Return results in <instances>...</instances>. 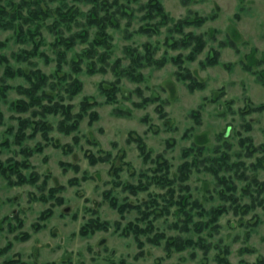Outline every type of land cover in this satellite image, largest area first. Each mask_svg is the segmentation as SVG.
Returning <instances> with one entry per match:
<instances>
[{"label": "rangeland", "instance_id": "374dc122", "mask_svg": "<svg viewBox=\"0 0 264 264\" xmlns=\"http://www.w3.org/2000/svg\"><path fill=\"white\" fill-rule=\"evenodd\" d=\"M27 1L0 0V7L10 9L14 3L23 7L24 16L36 1L44 9L73 7L82 14L93 8L77 0ZM148 1L118 0L133 17L121 15L118 6L112 8L119 27L108 28L111 57L106 62L97 56L84 60L79 72L72 60L88 44L78 42L67 51L58 74V51L66 47L55 42L60 35L68 38L86 29L90 40L95 38L98 29L89 28L82 14L78 18L82 26L73 23L68 30L64 24L57 34L50 29L57 15L45 20L36 56L28 54L35 45L25 35L36 24L0 26V42L5 44L0 59L7 60L0 63V264H260L264 259V110H258L264 105V0H160L174 21L206 18L202 26L185 29L206 40L196 61H184L205 85L193 92L175 75L178 68L171 58L185 59L190 49L167 45L172 24L160 35L137 32L144 24L145 12L140 9ZM146 43L156 51V59L167 56L168 64L141 70V83L122 78L116 101L108 102L102 89L115 84L117 73L130 65L126 48L143 52ZM215 51L219 64L203 69L201 62ZM118 59L122 62L117 66ZM92 62L94 73L88 69ZM8 68L40 70L48 77L35 94L41 104L17 109L21 101L31 103L24 92L31 83L9 77ZM76 79L83 89L70 97L67 89ZM85 100L96 105L79 121L78 130L65 133L61 107L72 106L74 124ZM56 106L58 112L43 110ZM92 112L98 115L96 120L91 119ZM136 136L144 140L154 160L144 161L138 144L130 140ZM189 148L193 152L186 159L184 150ZM158 155L169 162V177L176 180L173 204L166 202L169 195L160 197L172 186L162 188L152 181ZM92 156L106 160L91 163ZM187 161L192 167L189 180L182 184L187 188L181 189L179 168ZM117 168L119 178L114 174ZM141 181L149 190L137 195L116 183ZM107 192L120 203L140 206L141 212L132 209L122 217L106 200ZM154 199L159 203L156 211L170 205L169 211L156 214L151 208L149 213L145 203ZM144 213L149 216L144 218ZM130 222L146 230L139 236L125 235ZM88 223L99 228L84 236L81 230ZM187 240L192 243L182 251L168 247Z\"/></svg>", "mask_w": 264, "mask_h": 264}, {"label": "trees", "instance_id": "16d2710c", "mask_svg": "<svg viewBox=\"0 0 264 264\" xmlns=\"http://www.w3.org/2000/svg\"><path fill=\"white\" fill-rule=\"evenodd\" d=\"M77 1H84L93 4V8L85 14H82L78 9H75L73 7L67 8L66 11L65 8H57L56 10H50V9H44L42 7V4L40 1H36L34 3L31 2L28 8V14L24 16L23 13V7L17 6L15 7L14 3L12 5H9L10 9H7L6 7H0V26L3 27V29H9L14 28V25L16 22L24 21L27 24L33 23L36 24L35 28L32 30L31 28L28 29V33L25 35H30L32 37V40L34 42V49H32V52H28L29 55L36 56L38 54V50L40 46L43 44V38L41 35V26L44 24L45 20L53 17L54 15H57L54 23L52 26H50V29L53 32H57L58 29L61 28V26H67L68 30H71V26L73 23L82 26L81 23H79V16L86 17L87 18V24L89 28H97V32L95 34V38L93 40H90V33L89 29L82 30L79 33L73 34L70 37L66 38L62 35L58 36L56 39L55 45L56 46H65L66 51H58V64H57V73L60 74L63 71V65L66 59V52L69 50H72L78 42L81 44H88V47L84 49L80 54H78L73 60V68L77 72L81 70V64L84 60H91L95 56L98 57V59L102 62H106L112 54L113 50V39L110 33H108V28L110 26L112 27H119V24L117 23L116 19V12L112 11V8L114 6H118V8L121 9L120 13L121 15L127 17H133V13H129L127 11V8L122 5H118V0H114V4L108 5V2L101 1V0H77ZM24 2H28L27 0H24ZM23 5V4H22ZM24 6V5H23ZM141 12H145V14L142 17V20L144 22L143 25L138 29V34L140 35H160L161 29L163 27L169 26V24H172V27H169V33L171 36L167 39V45L173 49V50H189L190 53L183 59L182 55H178L176 57H172L171 60L174 63V65L178 68L175 75L179 81L187 83V87L190 89V91L195 90H201L205 87L204 83L200 82L191 72L190 69L184 66V61L194 62L197 60V57L204 51L206 47V40L202 35H196L193 32L185 33V29L191 26L200 27L202 26L206 18L196 16L195 18L188 17L184 20L174 21L173 18L170 16L168 12L165 11L164 6L160 0H149L145 5H143L140 9ZM103 14V15H101ZM6 16V17H5ZM156 21L155 23H153ZM23 30L21 29V36L24 34ZM57 34V33H56ZM175 34L181 35L182 37L180 39H175ZM234 45V43L230 44ZM5 44L0 42V49L4 48ZM225 47V45H223ZM102 49L103 51H100ZM155 50L153 49L152 45L150 43H146L144 45V51L141 52L138 49L126 48V58L130 60V65L127 68H124L121 73H117V79L115 84H111V87L109 89H102L103 94L107 97L108 102L114 103L116 101V93L119 92V84L121 82L122 78H128L132 82L135 83H141L144 81V76L141 73V70L147 68V67H156L158 69L163 68L166 64H168L169 59L167 56H163L160 59L155 58ZM43 54V53H41ZM24 55H26L24 53ZM19 56V55H18ZM219 52L215 51L214 54L207 58V61L201 62V67L203 69L207 67L216 66L219 64ZM21 57V56H20ZM3 59V60H2ZM0 59V63H4V61L7 62L6 58ZM121 59H118L116 61V65H120ZM90 73H94L96 70V63L92 62L90 63L88 67ZM101 72H105L104 68L101 70ZM6 74L9 77L14 76H20L24 77L28 82L31 83V88L28 90H24L25 94H29V98L31 103L29 105L25 101L19 102V105L17 106V109L21 111L27 110V108H30L32 106H38L41 104L40 99L35 97V94L41 90L44 85L48 81V77L43 74L40 70H35L33 72H25L23 70L14 71L11 68L7 69ZM83 89V85L79 80H75L72 84L69 85V88L67 89V92L69 93L70 97L76 96L79 94ZM145 101H150V99H146ZM96 103H90L89 100H85L82 103V113L75 116L74 124H72L70 121L73 119L71 116L70 109L72 106L68 107H61V109H64V120L61 122L60 126L61 128L65 130V133H69L75 130H78L79 128V121L87 114V112L90 110L91 107L95 106ZM145 103L140 104L139 106H144ZM59 107L56 106V108L51 109L48 107H43V110L46 112H52L53 110L55 112H58ZM60 109V110H61ZM258 110H264V105L260 106ZM122 112V110H119ZM61 112V111H59ZM95 120L98 118V115L96 112L91 113V119ZM66 122L70 123L68 127H66ZM46 125V124H44ZM133 142H136L138 144V148L140 151L141 156L143 157L144 161L150 162L154 160L152 158V151L148 149L147 145L144 143V140L140 136L131 137ZM261 149H264V145H262ZM201 151V149H199ZM192 148L184 150V158H188L192 155ZM225 158V157H224ZM99 161H105L106 159H98ZM98 160H96L93 156L91 159V163H96ZM155 162L157 164V169L155 170L156 174L154 178H152V181L154 184H157L158 186H161L162 188H167L172 186L171 189H169L165 194L160 195V197H167V195L170 196L169 199L166 200L168 203L173 204L174 196H175V189L173 185L176 183V180H172L169 177L170 173V165L169 162L162 157V155H158L155 159ZM190 167H192V164H190L188 161L185 162L180 168V176L179 181L182 184L187 182L189 180V174H190ZM120 168L114 169V174L117 175V178H119L120 174ZM224 180V178H223ZM24 179L21 180V184H23ZM117 185L123 186L124 191H129L132 195H137L139 192H145L149 190V185L143 183L142 181L139 183V185H133L130 183H121L116 182ZM187 188L181 187V189ZM232 191L236 190V187H231ZM106 200L109 201L112 208L117 210L122 217L125 216V214L132 209H137L141 212V207L137 205H133L132 203L126 202V203H120L116 197L112 196V193L107 192L105 193ZM145 206L149 210V213L151 212L150 209L153 208L152 212H156V214H163L165 212L169 211L170 205H165L164 207L160 208V211H156L157 207L159 206V203L157 199L151 200L150 202H146ZM156 207V209H155ZM220 212V210H219ZM143 217L147 218L149 215L142 214ZM139 219V218H138ZM138 221V220H137ZM95 222V221H91ZM97 223V222H96ZM96 223L93 224L95 228H93L91 223L86 224L83 229L81 230V234L84 236H89L92 233L96 232L97 228H99ZM106 225H102L104 228H107L109 223H105ZM151 226H153V223H151ZM154 226L152 227V229ZM144 230L140 227L138 224H134L133 222H130L128 226L126 227V230L123 231L125 235H128V232H133L136 236H139V233L143 232ZM126 232V233H125ZM156 244H159V241H154ZM179 242V243H178ZM173 241L171 244H168V247H172L175 245L176 250L182 251L187 248L192 242L190 240L187 241ZM260 264H264V259L260 261Z\"/></svg>", "mask_w": 264, "mask_h": 264}]
</instances>
